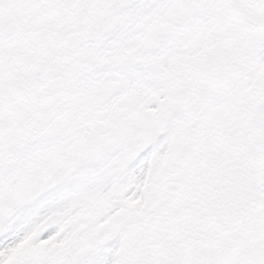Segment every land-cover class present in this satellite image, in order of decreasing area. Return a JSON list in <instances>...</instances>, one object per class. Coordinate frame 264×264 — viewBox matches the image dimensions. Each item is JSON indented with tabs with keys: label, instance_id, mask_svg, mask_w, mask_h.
Segmentation results:
<instances>
[{
	"label": "snow or ice",
	"instance_id": "snow-or-ice-1",
	"mask_svg": "<svg viewBox=\"0 0 264 264\" xmlns=\"http://www.w3.org/2000/svg\"><path fill=\"white\" fill-rule=\"evenodd\" d=\"M0 264H264V0H0Z\"/></svg>",
	"mask_w": 264,
	"mask_h": 264
}]
</instances>
